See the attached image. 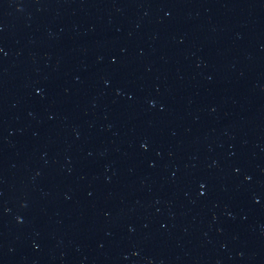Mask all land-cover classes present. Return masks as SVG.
Listing matches in <instances>:
<instances>
[{
  "label": "water",
  "instance_id": "95a60500",
  "mask_svg": "<svg viewBox=\"0 0 264 264\" xmlns=\"http://www.w3.org/2000/svg\"><path fill=\"white\" fill-rule=\"evenodd\" d=\"M0 264H264V0H0Z\"/></svg>",
  "mask_w": 264,
  "mask_h": 264
}]
</instances>
